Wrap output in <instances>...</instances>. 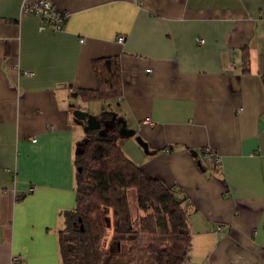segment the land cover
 Returning <instances> with one entry per match:
<instances>
[{
  "label": "crops",
  "instance_id": "0c3cea01",
  "mask_svg": "<svg viewBox=\"0 0 264 264\" xmlns=\"http://www.w3.org/2000/svg\"><path fill=\"white\" fill-rule=\"evenodd\" d=\"M49 1L60 31L24 12L39 0H0V264H61L82 106L122 118L151 153L115 132L125 155L182 189L184 264H264V0ZM112 56L120 96L83 101Z\"/></svg>",
  "mask_w": 264,
  "mask_h": 264
},
{
  "label": "trees",
  "instance_id": "16d2710c",
  "mask_svg": "<svg viewBox=\"0 0 264 264\" xmlns=\"http://www.w3.org/2000/svg\"><path fill=\"white\" fill-rule=\"evenodd\" d=\"M96 90L83 101L117 99L116 56L91 62ZM112 117L104 112L101 120ZM116 122L84 132L75 154V207L63 213L58 232L61 264H184L190 241L182 189L146 174L115 139ZM131 201V203H130Z\"/></svg>",
  "mask_w": 264,
  "mask_h": 264
},
{
  "label": "built area",
  "instance_id": "2783aa9c",
  "mask_svg": "<svg viewBox=\"0 0 264 264\" xmlns=\"http://www.w3.org/2000/svg\"><path fill=\"white\" fill-rule=\"evenodd\" d=\"M23 10L25 13L30 12L34 14V16L39 19L41 28H45V26L49 24L50 28L55 31L62 30L63 23L67 17L66 13H59L54 8H52L49 0H39L38 3H34L28 7H23ZM117 40H119V42H123L122 37H118ZM80 42H83V40L80 39ZM26 74H29V72H26ZM202 153L204 159L208 162L217 163L219 161L218 156L211 147H205ZM33 190L34 188L30 187L27 189V193L32 192ZM15 260L18 259L15 258Z\"/></svg>",
  "mask_w": 264,
  "mask_h": 264
},
{
  "label": "water",
  "instance_id": "95a60500",
  "mask_svg": "<svg viewBox=\"0 0 264 264\" xmlns=\"http://www.w3.org/2000/svg\"><path fill=\"white\" fill-rule=\"evenodd\" d=\"M73 115L76 120L83 123V131H91V130H99L100 134L103 135L104 131L103 128L107 124H113L116 122L118 125L117 133L121 135L122 137H134L136 144L140 145V147L143 149L144 153L151 154L148 150V145L143 141L141 136H137L135 131L133 129H130L127 127L126 122L122 118H114L111 119H105L101 120L100 118H97V116L93 114H89L86 111H82L80 108H76L73 111ZM191 154H193L194 157H197V153L194 151H191Z\"/></svg>",
  "mask_w": 264,
  "mask_h": 264
},
{
  "label": "rangeland",
  "instance_id": "374dc122",
  "mask_svg": "<svg viewBox=\"0 0 264 264\" xmlns=\"http://www.w3.org/2000/svg\"><path fill=\"white\" fill-rule=\"evenodd\" d=\"M82 107L85 108V109H86L85 111H87V112H88V111L91 112V110H92L91 108H90V109H87V107H84V106H82ZM130 203H131V201H130Z\"/></svg>",
  "mask_w": 264,
  "mask_h": 264
}]
</instances>
